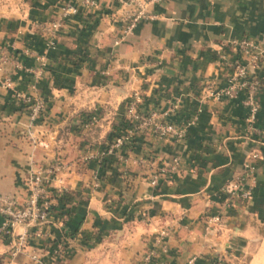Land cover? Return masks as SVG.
Listing matches in <instances>:
<instances>
[{"label": "crops", "instance_id": "0c3cea01", "mask_svg": "<svg viewBox=\"0 0 264 264\" xmlns=\"http://www.w3.org/2000/svg\"><path fill=\"white\" fill-rule=\"evenodd\" d=\"M66 1L12 0L0 10V192L21 202L30 159L66 162L51 176L50 186L63 190L42 234L16 225L27 238L17 251L11 236L0 235V264H40L31 253L44 264H138L159 225L169 230L167 251L155 247L150 264H264V0H159L125 34L122 0L81 4L62 18ZM53 20L52 35L42 26ZM243 38L253 43L248 54L239 52ZM222 53L241 55L260 79L262 133L254 139L244 135L243 91L200 97L205 86L227 83ZM134 92L141 109L166 110L184 136L142 130L107 153L127 126L125 102ZM26 96L44 102L36 128L48 148L32 149L23 136ZM250 151H257L246 178L252 195L230 202L226 186ZM172 154L178 167L152 184L151 172ZM207 213L222 224L206 230ZM72 228L73 236L63 235Z\"/></svg>", "mask_w": 264, "mask_h": 264}, {"label": "built area", "instance_id": "2783aa9c", "mask_svg": "<svg viewBox=\"0 0 264 264\" xmlns=\"http://www.w3.org/2000/svg\"><path fill=\"white\" fill-rule=\"evenodd\" d=\"M159 0H122L124 6L123 15L119 21L123 23L122 32L128 33L136 24L143 18L151 16L147 11L148 3ZM95 0H67L61 7L60 17L66 18L75 14L79 10V5H92ZM128 7V8H127ZM59 22L51 21L49 25H43L46 32L54 34ZM117 41V40H116ZM53 40L50 41L52 43ZM240 53H249V46L253 43L248 38H243L237 41ZM241 56V55H240ZM236 56L227 58V55L221 54L222 61L228 67V81L225 85L217 88L205 86L201 93V98L220 99L222 97L237 96L240 91H243L242 99L246 107L244 117V135L254 139L262 133V129L258 124V112L260 109L259 92L261 87L260 79L257 76L250 75L248 64L242 57ZM28 104V121L23 129V136L32 149L37 147L48 148L49 141L45 139V133L36 128L37 120L41 116L44 109V102L37 97L26 96ZM141 95L134 92L125 102L124 115L127 120L125 130L114 137L110 142L107 153H112L116 148L131 139V137L142 130H151L159 137L169 139L182 138L184 136L185 127L176 124L167 119L166 110H149L145 111L139 107ZM32 155V154H30ZM257 156V151H250L247 154L246 168L238 172L227 184L226 189L229 191V201H233L235 197L242 200L248 199L252 195V185L246 183V178L254 168L251 159ZM138 161L145 162L143 157H139ZM178 155L172 154L170 160L161 165L157 171L151 172L150 182L157 184L160 177L166 172H171L178 167ZM66 166V162L60 160L50 161L46 164H38L33 159H30L29 167L27 168L23 181L26 186V195L23 201L18 202L13 196L0 192V235H9L13 239V251L22 249L27 243V238L24 232H15L16 225H29L33 227L35 235L42 234V226L50 219V214L53 210V198L62 192V188L58 187L55 190L50 186L52 175H56ZM204 220V228L210 230L213 226L222 224V218L218 213H207ZM169 234L166 225H159L155 228L154 247L148 250L142 260L138 264H150L153 256L156 254L155 247L162 251H167L166 237ZM64 249L63 242L56 244L55 252L60 253ZM31 256L40 264H44L41 257L36 253H31ZM188 264H193V259L188 260Z\"/></svg>", "mask_w": 264, "mask_h": 264}, {"label": "trees", "instance_id": "16d2710c", "mask_svg": "<svg viewBox=\"0 0 264 264\" xmlns=\"http://www.w3.org/2000/svg\"><path fill=\"white\" fill-rule=\"evenodd\" d=\"M64 199H65V193H62L61 195H60V200H62V201H64ZM75 232H76V229H66L65 231H64V233H63V235H70V236H73L74 234H75Z\"/></svg>", "mask_w": 264, "mask_h": 264}, {"label": "rangeland", "instance_id": "374dc122", "mask_svg": "<svg viewBox=\"0 0 264 264\" xmlns=\"http://www.w3.org/2000/svg\"><path fill=\"white\" fill-rule=\"evenodd\" d=\"M11 1L12 0H0V10L3 8L9 7ZM248 256H249V253H247V255L243 259L246 260L248 258Z\"/></svg>", "mask_w": 264, "mask_h": 264}]
</instances>
